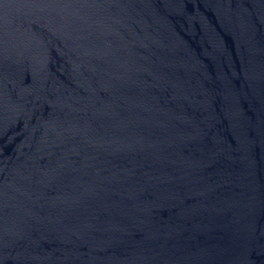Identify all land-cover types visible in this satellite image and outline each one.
<instances>
[{
	"label": "water",
	"instance_id": "obj_1",
	"mask_svg": "<svg viewBox=\"0 0 264 264\" xmlns=\"http://www.w3.org/2000/svg\"><path fill=\"white\" fill-rule=\"evenodd\" d=\"M0 264H264V0H0Z\"/></svg>",
	"mask_w": 264,
	"mask_h": 264
}]
</instances>
